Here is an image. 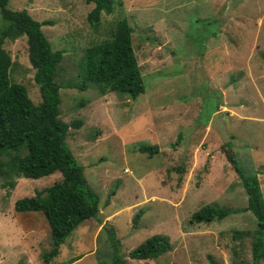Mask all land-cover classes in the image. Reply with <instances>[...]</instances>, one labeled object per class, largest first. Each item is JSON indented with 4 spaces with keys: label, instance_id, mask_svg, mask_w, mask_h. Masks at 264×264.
<instances>
[{
    "label": "rangeland",
    "instance_id": "rangeland-1",
    "mask_svg": "<svg viewBox=\"0 0 264 264\" xmlns=\"http://www.w3.org/2000/svg\"><path fill=\"white\" fill-rule=\"evenodd\" d=\"M119 5L93 29L85 20L92 4L85 0L7 1L11 11L52 22L40 31L52 50L63 52L54 78L59 85L77 83L83 50L109 39L115 23L126 19L143 85L135 100L99 95L93 85L58 90L59 119L81 121L78 129L69 127L65 142L99 206L98 221L72 230L50 264H111L113 254L125 264H210L208 257L215 264H251L255 220L242 211L245 194L223 151L228 143L241 169L256 173L264 201V0ZM2 48L11 60L9 81L37 105L25 38L6 40ZM139 144L158 152L148 157L137 151ZM10 156L0 155V162ZM176 167L183 172L176 174ZM58 181V173L36 180L0 175V264H42L39 255L50 249L44 216L16 213L13 204ZM204 205L230 213L221 221L189 223ZM155 235L167 239L166 252L147 261L127 257Z\"/></svg>",
    "mask_w": 264,
    "mask_h": 264
},
{
    "label": "trees",
    "instance_id": "trees-1",
    "mask_svg": "<svg viewBox=\"0 0 264 264\" xmlns=\"http://www.w3.org/2000/svg\"><path fill=\"white\" fill-rule=\"evenodd\" d=\"M7 1L0 0V155L12 156L0 162V175L31 180L53 173L60 175V181L36 191L32 197L20 198L13 204L16 213L39 211L44 216L50 249L39 257L42 264H50L72 230L84 221H98L99 206L98 196L86 185L83 167L73 158L65 142L69 127L78 129L81 121L66 124L59 119L58 90L74 88L82 92L93 85L99 95L117 93L135 100L143 94V85L131 44L132 30L126 19L121 18L115 23L109 39L83 50L79 67L81 74L77 83L59 85L54 78L63 52L52 50L40 31L41 26H52V22H37L25 11H11L7 9ZM85 2L92 4L85 20L93 29L99 25L102 14H110L115 6H120V0ZM20 37L25 38L27 61L33 70L32 81L40 97L37 105L29 100L23 86L9 81L11 60L2 44L6 40L14 41ZM180 138L178 134L177 141ZM177 141L170 146L173 148ZM224 145L227 147L223 151L225 160L245 194L246 204L242 211L249 212L255 220L250 237V260L251 264H259L264 258V201L256 173H246L241 169L228 143ZM137 151L151 157L157 154L158 148L155 145L139 144ZM175 172L181 174L183 170L176 167ZM6 183L14 188L10 179ZM229 213L224 208L204 205L190 215L188 222L208 224L221 221ZM140 216V211L133 216L132 225L136 224ZM168 249L167 239L155 235L128 252L127 257L130 260L147 261L157 258ZM208 259L210 264H215L210 257ZM111 264L125 263L113 254Z\"/></svg>",
    "mask_w": 264,
    "mask_h": 264
}]
</instances>
